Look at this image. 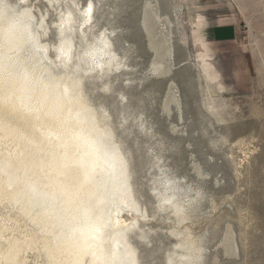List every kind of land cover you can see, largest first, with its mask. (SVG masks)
Masks as SVG:
<instances>
[{"label":"rangeland","instance_id":"374dc122","mask_svg":"<svg viewBox=\"0 0 264 264\" xmlns=\"http://www.w3.org/2000/svg\"><path fill=\"white\" fill-rule=\"evenodd\" d=\"M35 5L48 10L45 39L54 43L55 12ZM96 8L128 71L107 91L86 80V93L110 116L148 218L139 223L148 239L131 235L139 263L167 264L178 251L152 195L159 157L170 177L199 191L188 222L202 246L195 264H264V0H101ZM220 26L236 37L214 40ZM152 44L169 51L159 73Z\"/></svg>","mask_w":264,"mask_h":264},{"label":"bare ground","instance_id":"6f19581e","mask_svg":"<svg viewBox=\"0 0 264 264\" xmlns=\"http://www.w3.org/2000/svg\"><path fill=\"white\" fill-rule=\"evenodd\" d=\"M38 1L42 0H35L34 3ZM44 1L46 6L55 12L56 18L51 24L54 27L56 41L51 43L45 39L49 29L46 22L47 9L41 12L33 6L34 12L29 9L27 13L19 16L12 13L0 16V64L19 63L30 71L34 68L35 75L44 82L48 81L49 74L63 76L62 83L68 85L70 91L75 88L79 96L78 102L70 105L73 123H75L76 112L83 108L89 115L102 121V126H107L115 146L114 150L126 163V186H120L108 193L101 188L93 198L92 203L96 213L102 215L107 224L105 233L110 234L106 235L102 242L97 234L91 232L89 221L84 215V209L89 206L87 199L73 207L71 223L66 225L64 231L75 230L80 248L75 250V255L67 256L57 250L64 232L58 227L48 228L46 232H42L34 222V218L26 212L29 205L25 196L19 193L17 187L9 190L6 183L7 176H4V194L0 199V261H12L13 264H48L49 258L54 255L57 261L63 260L65 264H68L70 259L78 260V264H104L100 250L111 249L118 257L127 258L130 255L136 264H141L137 254L138 248L132 244L131 235L137 230L140 239L143 241L148 239V233L139 226L140 222L145 224L148 218L134 196L129 162L121 143L116 139L109 121L110 116L102 105L95 106L92 103L86 93L85 84L86 80H92L94 83H101L102 88L107 91L112 77L115 78L128 71L124 56H119L113 48L111 37H114L115 29L98 26L96 23L98 9L96 7L101 0H87L83 6L80 5V0ZM30 2L31 0H7L10 6L16 7L21 13H23V7L20 6ZM89 4L92 5L91 13L88 12ZM28 17H40V20L35 18L29 20ZM154 18L158 19L157 15ZM6 35L11 39L6 40ZM150 46L159 58L152 64V71L159 73L164 54L169 51L162 49L160 45ZM28 49L31 51L29 52ZM57 56H61L62 59H56ZM66 60L68 64L64 67L62 65ZM0 95H3L2 91ZM21 96H24L23 101L20 99ZM28 103L26 96L17 92L15 109L12 111L11 118L12 128L17 130L19 135L15 132L0 131V160L8 157L9 153H12L13 160H16L17 156L25 163L29 160V153L33 149L26 143L25 137L28 133L35 131V126L39 122L28 113L26 107ZM67 115L66 111L65 116ZM81 126L87 134L91 123ZM136 127L144 134L149 131V128L144 127L143 122L139 120L136 122ZM36 134L39 135V133ZM88 151L87 145H82L79 149L70 150V156L75 159L82 156L88 159ZM155 160L158 179L153 182L151 189L157 204L156 212H161L170 224L172 229L168 232L176 240L173 246L178 250L171 255L168 253L166 262L168 264L171 260L173 264H195L203 258H200L202 246L194 237L191 231L193 228L188 225V222L191 220L190 213L199 196V191L170 177L163 169L164 164H161V159L155 157ZM19 175L23 177L24 173L20 172ZM41 176L43 183L50 184L46 191H56L57 194H59L61 181L68 186L74 183L70 175H57L55 168H48L46 165ZM122 192L126 193L123 198H121ZM52 232H55V235L51 234ZM97 245L100 247L98 248Z\"/></svg>","mask_w":264,"mask_h":264},{"label":"snow or ice","instance_id":"6c2138e0","mask_svg":"<svg viewBox=\"0 0 264 264\" xmlns=\"http://www.w3.org/2000/svg\"><path fill=\"white\" fill-rule=\"evenodd\" d=\"M34 2L35 0H31L27 5H21L20 7H23L21 13L16 7L10 6L7 0H0V16L8 13L19 16L27 13L29 9L34 12ZM35 7L41 6L35 5ZM42 11L43 7H41ZM88 12H92L91 4L88 5ZM33 18L40 20V17H28L29 20ZM5 39L9 40L11 37L6 35ZM28 51L30 52L31 49ZM56 59L60 60L62 57L57 56ZM67 64L66 60L62 66L67 67ZM63 79L64 77L59 74L56 76L49 74L48 81L44 82L35 75L34 68L30 71L19 63L0 64V91L3 92V95H0V131L15 132L19 135L17 130L12 128L11 118L17 92L26 96L29 101L26 106L27 111L39 122L35 126V131L25 137L26 143L33 149L29 153L27 163L20 160L19 156L13 160L12 153L0 160V199L4 194L3 177L7 176L8 189L17 187L19 193L25 196L29 205L26 212L34 218L41 231L60 228L64 235L57 245V250L62 255L73 256L75 250L80 248L79 240L75 230L64 231L66 225L71 223L73 207L87 199L89 206L84 209V215L89 221L91 232L97 234L102 242L105 236L110 234L105 233L107 224L102 215L96 213L92 203L93 198L101 188L108 193L120 186H126L127 176L126 163L114 150L111 133L107 126H102V121H98L82 108L81 111L76 112L73 123L70 105L78 102L79 96L75 88L70 91L69 86L62 83ZM20 99L23 101L24 96ZM66 111L67 116H65ZM85 123H91L87 134L81 126ZM82 145H87L89 149L88 159L83 156L79 159L70 156V150L79 149ZM45 165L48 168H55L57 175H70L74 183L68 186L61 181L59 194L56 191H46L50 184L43 183L41 176ZM20 172L24 173L23 177L19 175ZM125 194L122 192L121 198ZM51 234L55 235V232ZM100 255L104 264H136L130 255L127 258L118 257L111 249H101ZM0 264H13V262L0 261ZM48 264H65V262L57 261L53 255L49 258ZM68 264H78V260L70 259ZM168 264L173 262L169 260Z\"/></svg>","mask_w":264,"mask_h":264},{"label":"crops","instance_id":"0c3cea01","mask_svg":"<svg viewBox=\"0 0 264 264\" xmlns=\"http://www.w3.org/2000/svg\"><path fill=\"white\" fill-rule=\"evenodd\" d=\"M211 35L214 37V40H224V41H231L235 36V29L232 32L231 28L226 26H220L218 29L216 28L215 31H211Z\"/></svg>","mask_w":264,"mask_h":264}]
</instances>
